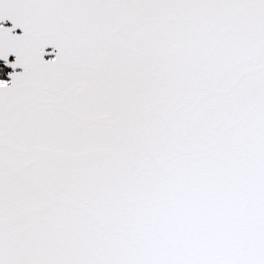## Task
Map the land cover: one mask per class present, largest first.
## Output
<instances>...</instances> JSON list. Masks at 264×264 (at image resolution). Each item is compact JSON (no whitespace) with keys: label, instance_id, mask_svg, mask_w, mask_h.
Returning a JSON list of instances; mask_svg holds the SVG:
<instances>
[{"label":"snow or ice","instance_id":"snow-or-ice-1","mask_svg":"<svg viewBox=\"0 0 264 264\" xmlns=\"http://www.w3.org/2000/svg\"><path fill=\"white\" fill-rule=\"evenodd\" d=\"M0 61V264H264V0H0Z\"/></svg>","mask_w":264,"mask_h":264},{"label":"trees","instance_id":"trees-1","mask_svg":"<svg viewBox=\"0 0 264 264\" xmlns=\"http://www.w3.org/2000/svg\"><path fill=\"white\" fill-rule=\"evenodd\" d=\"M7 72V69L4 67V65L0 62V78H3Z\"/></svg>","mask_w":264,"mask_h":264},{"label":"water","instance_id":"water-1","mask_svg":"<svg viewBox=\"0 0 264 264\" xmlns=\"http://www.w3.org/2000/svg\"><path fill=\"white\" fill-rule=\"evenodd\" d=\"M6 24H8L9 22H5ZM17 32H19V29H17L16 30ZM14 59V56H12V55H9V60H13ZM0 62H2L3 63V61H0ZM4 65V64H3ZM5 67V66H4ZM5 68H7V67H5ZM9 71H11V69L10 68H7ZM20 69H17V71H19Z\"/></svg>","mask_w":264,"mask_h":264}]
</instances>
